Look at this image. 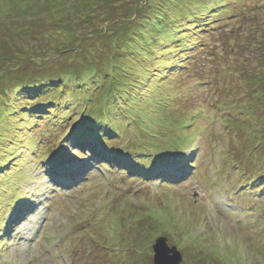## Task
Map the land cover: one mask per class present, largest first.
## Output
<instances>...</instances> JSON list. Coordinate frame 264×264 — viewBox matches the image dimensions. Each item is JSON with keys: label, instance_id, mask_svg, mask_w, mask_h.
<instances>
[{"label": "rangeland", "instance_id": "1", "mask_svg": "<svg viewBox=\"0 0 264 264\" xmlns=\"http://www.w3.org/2000/svg\"><path fill=\"white\" fill-rule=\"evenodd\" d=\"M28 1L0 0L1 54L47 58L0 81V213L32 210L0 262L154 264L164 237L180 264H264V0ZM71 157L95 173L50 212L41 160Z\"/></svg>", "mask_w": 264, "mask_h": 264}, {"label": "trees", "instance_id": "2", "mask_svg": "<svg viewBox=\"0 0 264 264\" xmlns=\"http://www.w3.org/2000/svg\"><path fill=\"white\" fill-rule=\"evenodd\" d=\"M19 1H25L24 3H27V2H29L28 0H19ZM146 4H148L149 2H150V0H143ZM15 2H17V3H20V2H18V0H15ZM23 3V4H24ZM25 7V8H24ZM27 7L28 6H25V5H22L21 6V11H22V13L24 14V17H23V22H22V24L23 23H25L26 21H27V18L28 17H26V9H27ZM260 8V7H259ZM141 9H142V6H140V7H138V10L139 11H141ZM28 10V9H27ZM17 28V27H16ZM89 41V40H88ZM6 46V45H5ZM6 47H8V46H6ZM93 50H95V49H93ZM3 52V51H2ZM1 51H0V81L2 80V79H5L4 78V75H6L7 73H11V74H9V76L8 77H10L11 78V80L12 79H14V82H17V81H19L18 79L19 78H17V72L16 73H13L12 71H10V69H9V67L10 66H12V65H14V64H17V63H15V61L13 60L14 59V57L15 58H18L20 61L19 62H22L27 56V58H29L28 60H26V61H23L22 63H26V67H34L35 65H37V66H39V65H41L42 63H46V61H47V58H39V57H33V56H31V58L29 57V54L30 53H27V52H25V51H22V50H20V49H18L17 50V52H18V54H16V55H13V51L9 54V55H5V56H3L1 53H2ZM15 52H16V49H15ZM14 52V53H15ZM28 69V71H30L29 70V68H27ZM91 74V73H90ZM260 73H253V75H251L249 78H248V81H246L244 84H247V87L248 88H251L252 86H256V85H260V84H262V82L264 83V77H263V75L262 76H260L258 79H257V75H259ZM263 74V73H262ZM256 77V78H255ZM21 79V78H20ZM258 95H263V93H264V85H262V87H260L259 89H257L256 91H255ZM262 97V96H261ZM121 103H123V102H121ZM8 106H9V103H8ZM7 106V107H8ZM39 107H41V105L39 104L38 105ZM14 107V104L13 103H11V109H14L13 108ZM10 109V108H9ZM56 109V108H55ZM41 112H42V114H44V115H49V114H51V112L52 111H50L49 109H47V108H45V109H42L41 110ZM8 115H9V113H8ZM264 115H262V114H259V118L258 119H255L254 120V124L255 123H259V124H263L264 125V117H263ZM57 121H59L58 119H57ZM80 121V123L82 124V126H83V124H84V129L85 128H88V126H90V128L92 129V130H96V127L95 126H93V122H92V119H90V121L88 122L87 121V118L86 119H81V120H79ZM95 124V123H94ZM253 124V125H254ZM56 126V125H55ZM75 127L73 128L72 127V130H71V136L70 137H66L64 140H60L61 141V143L63 144V145H65L66 143H67V141L68 140H71L72 139V137H74V135H76L77 133H78V127H80V124H76V125H74ZM98 127H99V125H98ZM257 127V126H256ZM81 129L80 131H79V133H83V132H85L87 135H90L91 136V134H89V131L87 130V129ZM258 129V128H257ZM99 130H101V129H99ZM102 131V130H101ZM101 131L99 132V134H101ZM254 133H257V131H255ZM108 134H111V133H107V135ZM115 135V134H114ZM2 137V136H1ZM0 137V140L2 141V140H4L5 139V136H3L2 138ZM258 137H261V138H264V130L263 131H261V132H259V135H258ZM104 138H107V136L106 137H104ZM7 141V140H6ZM79 141V140H78ZM80 147H81V145H79ZM5 148V147H4ZM92 150V149H91ZM112 153H113V150H110ZM114 151H115V153H114V156L113 157H110V158H117L116 157V155L118 154V153H120V156H121V151H117V150H115L114 149ZM93 154L95 155V161H96V163H92L93 164V166L95 167V166H99V164H100V162H101V160L103 159V158H101L100 157V155H101V152H97V151H93ZM169 155L170 154H161V155H157L156 156V159H157V161H159V159L160 160H162V161H168L169 160ZM52 156V155H51ZM119 156V157H120ZM127 157H123V159L121 160V163H125L128 159H126ZM48 160V159H47ZM81 160H83V158H81ZM81 160H75V157H71V161L69 162V164H66V165H64V164H61V163H59V164H55L56 166H54V165H52L51 163H49V162H45V160L44 159H42L41 160V164H42V166H43V168L41 169V172H43V173H45L46 175H49V174H52L53 176H57V175H61V172H63L64 174L68 171V169H63L62 168V166H67V167H75V166H78V165H83L84 167H86L87 166V164L88 163H86L87 162V160H89L88 158L86 159V162H84V163H81ZM103 160H105V161H107V160H110L109 159V157L108 156H106V158L105 159H103ZM44 165H45V167H46V169H44ZM50 165H51V168H50ZM114 166H116V165H114ZM60 167H61V169H60ZM81 167V166H80ZM4 173H6V172H4ZM7 179H8V177H7ZM54 179V178H53ZM256 180H257V182H260V183H262V181H264V176H261V177H258V178H255ZM53 181H56V180H53ZM1 189V193H0V195H2V191H4L5 190V188H0ZM19 205L16 207H14V206H12V204H10V202H6L5 203V201L3 200V203H5V207H9V208H11L10 207V205L12 206V211L14 210L15 211V213H11V215H10V218H3V214H1L0 213V244H3V242L6 240H8L7 238H8V234L10 233V232H12V229L14 230V228H15V225H19V224H21V222H23L28 216H30L31 215V213H32V210H28V212L23 216V217H21V218H17V219H15V217L18 215V212L16 211L18 208H19V206L21 205V199H19ZM15 204V203H14ZM13 204V205H14ZM0 264H5V263H2V262H0ZM7 264H10V263H7Z\"/></svg>", "mask_w": 264, "mask_h": 264}, {"label": "water", "instance_id": "3", "mask_svg": "<svg viewBox=\"0 0 264 264\" xmlns=\"http://www.w3.org/2000/svg\"><path fill=\"white\" fill-rule=\"evenodd\" d=\"M153 253L154 264H180L182 262L181 254L175 247H169L165 238L156 240Z\"/></svg>", "mask_w": 264, "mask_h": 264}, {"label": "clouds", "instance_id": "4", "mask_svg": "<svg viewBox=\"0 0 264 264\" xmlns=\"http://www.w3.org/2000/svg\"><path fill=\"white\" fill-rule=\"evenodd\" d=\"M64 168H66L67 169V166H64ZM69 168V167H68ZM63 172H61V175H57L56 177H54V179L53 180H56V181H58L59 183H61V179L62 178H64V174H62ZM169 177L170 176H172V175H168ZM24 204H26V202H23V203H21V205L19 206V208H23L22 206H24ZM21 214V212H19L18 211V215L15 217V219H17V218H21V217H23L24 215H20ZM23 222H21V224H22ZM20 225V224H19ZM160 238H164V237H160ZM167 241V240H166ZM168 244V243H167ZM169 246V245H168ZM169 247H173V246H169ZM176 248V247H175ZM176 250L181 254V252L176 248ZM153 255H154V253H153ZM181 256H182V254H181ZM182 261H183V256H182Z\"/></svg>", "mask_w": 264, "mask_h": 264}]
</instances>
